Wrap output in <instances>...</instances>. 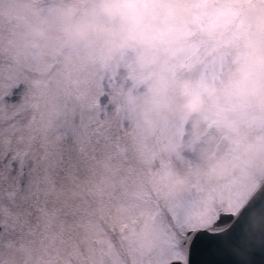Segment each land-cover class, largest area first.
Returning a JSON list of instances; mask_svg holds the SVG:
<instances>
[{
  "label": "snow or ice",
  "instance_id": "snow-or-ice-1",
  "mask_svg": "<svg viewBox=\"0 0 264 264\" xmlns=\"http://www.w3.org/2000/svg\"><path fill=\"white\" fill-rule=\"evenodd\" d=\"M0 264H264V190L186 186L102 83L0 49Z\"/></svg>",
  "mask_w": 264,
  "mask_h": 264
},
{
  "label": "rangeland",
  "instance_id": "rangeland-1",
  "mask_svg": "<svg viewBox=\"0 0 264 264\" xmlns=\"http://www.w3.org/2000/svg\"><path fill=\"white\" fill-rule=\"evenodd\" d=\"M218 1L190 0L199 13L191 36L199 30L203 37H211L230 24L249 0H237V9L214 6ZM67 6L68 0H32V13L26 18L0 12V49L35 52L41 63L73 81L102 83L124 105L132 122L164 149L175 176L186 186L235 188L245 191L248 199L264 178V101L206 96L197 110L187 112L178 106L181 101L156 97L153 70L133 52L109 58L94 46L79 43L59 59L56 24ZM244 11L229 33L189 43L178 69L182 79L222 85L238 68L264 64V6L253 4ZM40 29H45L43 34ZM78 52L90 57L82 61L92 64L76 68L73 59Z\"/></svg>",
  "mask_w": 264,
  "mask_h": 264
},
{
  "label": "clouds",
  "instance_id": "clouds-1",
  "mask_svg": "<svg viewBox=\"0 0 264 264\" xmlns=\"http://www.w3.org/2000/svg\"><path fill=\"white\" fill-rule=\"evenodd\" d=\"M31 4L32 0H0V12L26 18ZM198 16L190 0H68L56 27L63 42L94 46L109 58L135 53L154 72L156 97L181 101L178 106L187 112L197 110L206 96L264 101V64L240 67L222 85L203 86L180 77L178 69Z\"/></svg>",
  "mask_w": 264,
  "mask_h": 264
},
{
  "label": "water",
  "instance_id": "water-1",
  "mask_svg": "<svg viewBox=\"0 0 264 264\" xmlns=\"http://www.w3.org/2000/svg\"><path fill=\"white\" fill-rule=\"evenodd\" d=\"M262 190H264V185L261 187V189L256 193V195L253 198H255Z\"/></svg>",
  "mask_w": 264,
  "mask_h": 264
}]
</instances>
